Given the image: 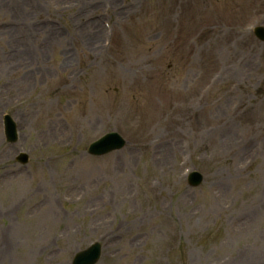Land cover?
<instances>
[{
  "label": "rangeland",
  "instance_id": "rangeland-1",
  "mask_svg": "<svg viewBox=\"0 0 264 264\" xmlns=\"http://www.w3.org/2000/svg\"><path fill=\"white\" fill-rule=\"evenodd\" d=\"M257 24L264 0H0V264H71L100 237L98 264H264ZM23 49L31 67L15 75ZM3 112L18 122L15 145ZM110 130L126 146L90 156ZM20 150L29 164L15 162ZM186 166L203 174L197 187ZM133 190L137 209L121 204Z\"/></svg>",
  "mask_w": 264,
  "mask_h": 264
},
{
  "label": "bare ground",
  "instance_id": "bare-ground-1",
  "mask_svg": "<svg viewBox=\"0 0 264 264\" xmlns=\"http://www.w3.org/2000/svg\"><path fill=\"white\" fill-rule=\"evenodd\" d=\"M96 22H94L92 25H93V28H94V31H92L91 33V37L90 38H92L91 40H94V38L95 37H97V34H98V28H99V24L98 23H96ZM91 29H92V27H91ZM1 31H3V30H1ZM90 43H91V45L93 46V45H95V43H93L92 41H90ZM26 47V46H25ZM25 51V49H23V50H21V51H19V54H18V56H20V57H22V59H16L17 61L15 62V65L16 66H18V69L20 68V66H22V68L21 69H17V70H15L14 71V74L16 75V73H19V72H21V75H26V74H28V72H29V69L26 67V66H29V67H31V65H30V62H29V60H28V57H31L30 56V53H29V50L25 53L24 52ZM63 54H66V52L64 51L63 52ZM32 58V57H31ZM43 101V100H42ZM44 107H45V105H44ZM59 126H60V124H59V122L57 121L56 123H54V124H52V125H47V132H48V135H47V133L45 132V134L47 135V137H50L51 135H53V134H57V135H60L61 134V129L59 128ZM66 132H67V130H65V134H66ZM65 134H64V137H65ZM118 177H121V181L123 180V177H122V175L121 174H118L117 175ZM122 186V185H121ZM125 201V200H124ZM46 215V214H45ZM44 215V216H45ZM5 252H9V249L8 248H4L3 249Z\"/></svg>",
  "mask_w": 264,
  "mask_h": 264
},
{
  "label": "water",
  "instance_id": "water-1",
  "mask_svg": "<svg viewBox=\"0 0 264 264\" xmlns=\"http://www.w3.org/2000/svg\"><path fill=\"white\" fill-rule=\"evenodd\" d=\"M260 32L262 33L261 34V37L264 38V29L260 30ZM104 141L102 142H99L97 144H95L97 147H101L103 145ZM111 147H114L112 143L108 142V147H102L98 150H103V149H107V148H111ZM88 262V259L86 260H81L80 263L83 264V263H87Z\"/></svg>",
  "mask_w": 264,
  "mask_h": 264
}]
</instances>
